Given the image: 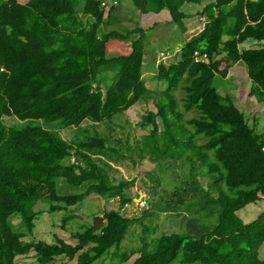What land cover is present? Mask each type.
Here are the masks:
<instances>
[{
  "label": "trees",
  "instance_id": "1",
  "mask_svg": "<svg viewBox=\"0 0 264 264\" xmlns=\"http://www.w3.org/2000/svg\"><path fill=\"white\" fill-rule=\"evenodd\" d=\"M131 1L157 23L167 12L170 20L164 22L183 32L186 20H204L175 59L157 65L155 78L162 89L145 82L148 29L120 24L116 9L122 0H0V264H15L17 256L30 253L38 264L58 258L97 264L103 256L111 264H124L135 254L132 264H264V213L251 224L237 214L264 195V134L248 123L231 96L214 86L217 75L227 78L243 63L249 95L264 106V0ZM186 4L202 7L186 12ZM249 40L260 46L241 47ZM116 42L122 44L121 53L110 54ZM110 73L114 81L104 92ZM149 100L157 110L142 115L140 125L151 131L137 141L135 153L149 155L161 170L162 160L189 162L193 174L159 201L149 196L157 194L160 179L153 174L145 198L157 215L182 206L189 213L200 208L199 215L186 232L151 241L143 237L140 247L122 251L130 227L154 213L148 207L140 215L124 213L134 202L130 188L135 179L114 182L110 172L134 148L128 137L125 143L111 137L123 128L113 118ZM6 117L18 121L9 124ZM54 121L73 128L69 140L45 126ZM85 121L91 124L84 126ZM102 122L111 126L108 132L99 129ZM197 163L209 177L208 189L194 175ZM57 178L87 186L60 194ZM91 193L116 198L118 204L104 210L98 231L86 226L74 235L75 245L58 236L51 243L26 240L33 235L39 201L48 203L50 213L65 212V229L76 218L72 210ZM153 232V226L143 227L145 235Z\"/></svg>",
  "mask_w": 264,
  "mask_h": 264
},
{
  "label": "rangeland",
  "instance_id": "2",
  "mask_svg": "<svg viewBox=\"0 0 264 264\" xmlns=\"http://www.w3.org/2000/svg\"><path fill=\"white\" fill-rule=\"evenodd\" d=\"M18 1L26 3L29 0ZM196 5L197 4H186L183 6V10L186 12H195L202 7L201 5ZM116 10L121 25L129 27L132 24H136L143 29H148L145 41L144 68L146 71H144V79L149 88H164L158 79L155 78L157 65L159 63L166 64L175 59V54L180 50L183 42L202 29L204 20L200 17L186 20L187 30L186 32H183L178 25L171 23L170 21L164 22L166 20H170V16L167 12H164L163 15L160 14L158 21L162 23H157L156 18L152 19L147 15L141 14L139 10L134 7L131 0H122L121 5H118ZM153 23H157L155 27H153ZM127 42L130 43V41ZM259 46L258 42L252 40L246 41L241 45V47L245 48ZM121 48L122 44L120 42L114 43L110 48L113 50H111L110 54H120L121 52L119 53V51ZM113 76L114 73H110L107 76V81L103 83L102 88L104 92H106L107 87L112 83V81H114ZM214 86L223 96H231L234 103L244 113L248 123L251 126L255 124L254 127L256 131L264 134V106L249 95L251 82L248 77V71L243 63L236 64L230 70L227 78H222L217 75L214 79ZM156 110L154 102L149 100L147 102L136 103L123 114L113 118L114 124H118L123 128L117 129V132H111V137L118 136L119 138H122L123 143H125L126 138L128 137L129 145L134 148L129 152H125V158L120 159V164L114 165V169L110 172L114 182H118L122 179H135L134 186L130 188V194L134 197V202L129 203V207H127L124 211V213L129 216H135L136 214L140 215L143 212L142 210L147 209V207L151 214L154 213L152 212L151 204L149 203L150 198H145L147 193H149L148 189L150 190L152 186L153 181H151V177L153 174H159L160 179L159 184L155 185H158L157 194L155 197H152L151 194H149V196L151 199L159 201L160 196H162V199L167 198V192L177 187H181L182 178L188 177L192 173L191 164L189 162L182 163L179 160H175V166H172L174 163L169 164L168 160H162L161 164L163 169L161 170V168H159L160 164L158 161L153 160L149 155L146 154L144 157H140L135 153L137 141L151 131V127L144 128L140 125L141 117L142 115L147 114L148 111ZM5 121L6 123L11 124L16 123L18 120L14 117H6ZM88 124L91 123L85 121L83 125L87 126ZM45 126L48 128L58 129L62 136L68 140L74 133L73 128L63 127L59 121L50 122ZM110 127L111 126L108 122H102L99 125V129L104 132H108ZM131 155H133L135 162L130 158ZM196 167L197 170L194 171V175L196 176L197 181L205 189H208L209 177L206 174V170L199 163H197ZM56 182L58 192L60 194L79 193L82 190H85L87 186V184L82 186H72L66 183L63 178H57ZM212 195L217 196V191H213ZM116 200V198L106 200L95 193L89 194L83 201H81L80 204L75 206V209L72 210L75 212L76 218L74 221L70 222L65 229L61 228L62 216L65 212L50 213L48 210V203L39 201L35 206V210H39V213L36 215L34 220L35 226L33 235L26 238V240H32L33 237L34 240H45L51 243L55 241V236H58L69 244L75 245L77 240L74 238V235H76L79 231H82L86 226H92L93 220L96 216L103 217L104 210H106L108 206L117 207L118 204ZM198 209L200 208L192 210L191 213H189L182 206L178 211L172 213L168 211H159L158 215L154 213L153 216L145 218L143 221L144 223H137L136 225L130 227L121 250L136 249L137 247H140L142 239L144 240L145 238H147V241H151L152 239L160 237L162 234L183 233L188 231L189 222L193 221L195 217L199 215L196 211ZM262 213H264V197H261L260 200L255 202L254 206H250L249 208L239 212L242 218L248 217L249 220L243 219L245 223L247 222L246 224L254 222ZM256 215L257 218L251 221ZM13 221L17 224L19 222V218L16 217ZM210 221V219L206 218V223H209ZM146 225L154 227V232L152 234L150 233L145 235V233H143V227ZM138 255L139 254H135L124 264H132ZM180 256H182V253ZM260 257L264 258V244L260 248ZM102 262L104 264H111V259L103 256L97 264H101ZM15 264H38V262L36 257L30 253L26 256H17ZM51 264H75V261H68V259L66 261L62 258H58ZM173 264L182 263L178 260L173 262Z\"/></svg>",
  "mask_w": 264,
  "mask_h": 264
},
{
  "label": "water",
  "instance_id": "3",
  "mask_svg": "<svg viewBox=\"0 0 264 264\" xmlns=\"http://www.w3.org/2000/svg\"><path fill=\"white\" fill-rule=\"evenodd\" d=\"M104 224V218L102 216H96L93 220L92 230L98 231Z\"/></svg>",
  "mask_w": 264,
  "mask_h": 264
},
{
  "label": "crops",
  "instance_id": "4",
  "mask_svg": "<svg viewBox=\"0 0 264 264\" xmlns=\"http://www.w3.org/2000/svg\"><path fill=\"white\" fill-rule=\"evenodd\" d=\"M154 18H155V17H154ZM159 18H160V17H159ZM261 197L263 198L264 195H262ZM261 201H262V200H261ZM254 204H255V203H250V204H248L246 207H244V208H242L241 210H239V211L237 212L238 216L241 217L240 214H239V212H241V211L244 210V209L249 208L250 206H254ZM250 216H251V215H250ZM241 218H242V217H241ZM256 218H257V215H256L251 221H253V220L256 219ZM242 219H244V220H249L248 217H247V218H242ZM251 221H250V222H251ZM246 223H247V222H246Z\"/></svg>",
  "mask_w": 264,
  "mask_h": 264
},
{
  "label": "built area",
  "instance_id": "5",
  "mask_svg": "<svg viewBox=\"0 0 264 264\" xmlns=\"http://www.w3.org/2000/svg\"><path fill=\"white\" fill-rule=\"evenodd\" d=\"M144 200H145V198H144ZM142 201V200H141ZM127 207H129V205H126Z\"/></svg>",
  "mask_w": 264,
  "mask_h": 264
}]
</instances>
